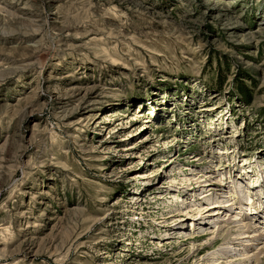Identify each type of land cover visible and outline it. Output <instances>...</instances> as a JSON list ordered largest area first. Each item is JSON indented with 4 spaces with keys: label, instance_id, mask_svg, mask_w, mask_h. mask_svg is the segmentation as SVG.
Instances as JSON below:
<instances>
[{
    "label": "rangeland",
    "instance_id": "1",
    "mask_svg": "<svg viewBox=\"0 0 264 264\" xmlns=\"http://www.w3.org/2000/svg\"><path fill=\"white\" fill-rule=\"evenodd\" d=\"M263 182L264 0H0V264H264Z\"/></svg>",
    "mask_w": 264,
    "mask_h": 264
},
{
    "label": "bare ground",
    "instance_id": "2",
    "mask_svg": "<svg viewBox=\"0 0 264 264\" xmlns=\"http://www.w3.org/2000/svg\"><path fill=\"white\" fill-rule=\"evenodd\" d=\"M165 145H166V144H165ZM123 150H125V149H123ZM201 177H202V176H201ZM207 177H208V176H207ZM224 177H225V175H224ZM225 179H226V177H225ZM202 180H203V179H202ZM240 180H241V179H240ZM218 181H219V180H218ZM230 181H231V183H232V180H231V179L229 180V182H230ZM233 182L235 183V180H234ZM200 183H203V182H200ZM208 183H209L208 180H207V181H204V184H203L204 187L207 186ZM217 183H218V182H217ZM224 183H225V182H224ZM263 183H264V182H263ZM227 184H228V183H227ZM231 185H232V184H231ZM252 185H253V184H252ZM210 186H212V185L210 184ZM235 186H236V185H235ZM259 186H260V185H259ZM261 186L264 187V185H262V184H261ZM261 186H260V187H261ZM246 187H248V189H250V190L248 191V193H250L251 195L253 194V197H254V196L256 195V192H253V189H251V185H249V182L246 184ZM252 187H256L255 189H257V188H258V185H257V186H254V185H253ZM260 187H259V188H260ZM237 188L239 189L240 192H242L241 189H240V187H237ZM230 190H231V189H230ZM230 192H232V193L234 192V194L236 193V191H235V187H234V186H232V190H231ZM260 193H262V192L260 191ZM247 195L249 196V194H247ZM235 196H236V195H235ZM257 196H258V195H257ZM189 197H190V194H188V195L186 196V198H187L188 201H191V200H190L191 198L189 199ZM249 198H250V197H248V200H249ZM193 199H196V200H197V199H199V198H198L197 196L194 195ZM175 201H182V202H183V199L179 197V198H176ZM194 201H195V200H194ZM229 201H230V200H229ZM252 201H253V200H252ZM218 203H219V201L217 200V201L215 202V204H214V205H211L209 208H211V210H212L213 208H214V209L217 208V207L219 206ZM234 203H235V202H234ZM251 203L254 204V202H251ZM224 204H225V203H224ZM223 206L226 207V206H232V205H231L230 203H228V204L223 205ZM248 208H249V207H248ZM185 210H186V209H185ZM185 210H180V209H178L176 212L172 213V214L169 215L168 217L171 218V217H176V216H177V217H178V216H183V214L186 215V213L190 212L188 209H187L188 212H186ZM255 212H256V211H255ZM262 213H263V212H262ZM214 214H218V210H216L215 212H213V215H214ZM251 214H254V212H251ZM256 215H257V214H256ZM259 216H260V215H259ZM261 216H262V215H261ZM247 253H248V252H247ZM245 255H247V254H245ZM245 255H241V258L244 257V258L246 259ZM249 255H250V254H248V257H250ZM238 257H240V256H237V255H235V256H229V257L226 258V260L228 259L227 262L231 263V262H233V261H235V260H239V259H241V258H238ZM219 262H220V261H219ZM224 263H225V262H224Z\"/></svg>",
    "mask_w": 264,
    "mask_h": 264
},
{
    "label": "trees",
    "instance_id": "3",
    "mask_svg": "<svg viewBox=\"0 0 264 264\" xmlns=\"http://www.w3.org/2000/svg\"><path fill=\"white\" fill-rule=\"evenodd\" d=\"M238 87V94L242 101L246 102V104L251 100L252 92L249 90L248 87L243 82H239L237 84Z\"/></svg>",
    "mask_w": 264,
    "mask_h": 264
}]
</instances>
